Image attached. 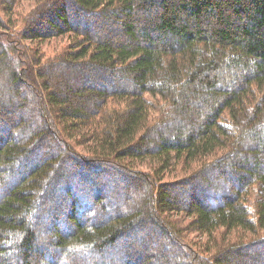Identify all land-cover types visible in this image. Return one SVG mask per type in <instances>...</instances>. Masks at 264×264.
I'll list each match as a JSON object with an SVG mask.
<instances>
[{
  "label": "trees",
  "instance_id": "trees-1",
  "mask_svg": "<svg viewBox=\"0 0 264 264\" xmlns=\"http://www.w3.org/2000/svg\"><path fill=\"white\" fill-rule=\"evenodd\" d=\"M17 3L0 0L1 27ZM21 20L0 31V82L12 88L0 92V264L119 257L120 239L127 252L117 264H264V0H34ZM67 34L44 59L38 46ZM62 66L77 87L55 80ZM120 75L129 87H103ZM18 106L26 115L10 122ZM98 173L133 189L111 199L114 213L101 189L83 188L96 189ZM167 173L179 182H163ZM199 181L209 196L193 193ZM186 186L183 198L169 193ZM72 205L64 235L52 221ZM172 214L190 217L208 246L192 253ZM145 223L169 257L143 259L158 246L151 234L131 237ZM51 228L55 256L45 251Z\"/></svg>",
  "mask_w": 264,
  "mask_h": 264
},
{
  "label": "rangeland",
  "instance_id": "rangeland-1",
  "mask_svg": "<svg viewBox=\"0 0 264 264\" xmlns=\"http://www.w3.org/2000/svg\"><path fill=\"white\" fill-rule=\"evenodd\" d=\"M33 5H34V0H18L17 6L13 9L11 14L5 15V17H4L5 21L4 22L7 24H5V25L3 24L2 27L0 25V31L1 32H9V27H10V26H8L9 24L12 25L11 28L15 27L14 30H16L17 26L20 24V21L22 22V20H23V18L21 20L22 15L26 14L27 8H31ZM93 29H94V27L91 28V31ZM92 32L93 33L90 35L93 36L95 34V32H94V30ZM119 32L120 31L118 29L115 31L111 30L109 34L111 37H117V36H119ZM68 37L72 38L74 36L72 34H67V35H64L62 37L51 39L50 41L43 43V45L38 46V48L41 49V54H42L43 58L46 59L47 57L53 56L54 54H57L58 52H60L61 49H63L64 45L67 44V42H68L67 38ZM53 73L56 75L55 80H67V81H69V83L72 86L77 87V85H78L77 83L80 82L79 78H75V76L73 78L72 75H68L69 70L64 68L63 66L57 70H54ZM97 78H100V76L93 75L91 79L96 80ZM109 80L108 81L104 80L105 81L103 84L104 88L108 87L107 89H109V88H114L117 86L129 87V84H130V82L127 83V80L125 79V77L121 76V75L111 79L110 81ZM7 83H8L7 78H5V79L2 78V81L0 82V92L4 93L6 90H8V92H10V89L12 91L11 85L9 83L8 84ZM89 83H90V86L92 88L97 89V87H98L97 85L94 86V84H92L90 81L88 82V85H89ZM2 101H5V100H2ZM77 102H78V99H77ZM22 112H24V110L21 111L19 106L18 107H11L10 110L8 111V118H9L10 122H13L16 120L20 121V119H22V117L26 115V113H22ZM34 116L35 115H33L32 117H34ZM34 119H35V117H34ZM36 120H37V118H36ZM39 122L40 121H36L35 124H33L32 126L34 128L41 126ZM46 141H47V144L50 146L55 140H54V138L50 137V135H49V136H47ZM61 170H62V174H65V173L67 174L68 173L67 171L69 170V168L63 166L61 168ZM107 173L106 174L98 173V175H99L98 184L99 185L96 189L95 188L90 189L92 186H88L89 184L86 185L83 183L82 186L86 185L83 188H85L88 192H90L93 195L98 193L99 189H101L103 192H100V196L103 194L102 197H103V201L105 200L104 201L105 207L107 208V210H109L110 213H114L117 206L113 205L114 201L111 199H114L117 195H120L121 193L123 194V192L124 193L131 192L130 190H133V189H130L128 187H127L128 188L127 190L123 189L121 184H120L119 175L117 176L114 174H107ZM79 176H80V174H79ZM79 176H76V177L79 178ZM80 179L84 180V178H80ZM176 181L179 182V179H178L176 173H172V174L167 173L165 175V177L163 178V182H175V183H177ZM81 182H84V181H81ZM171 184H174V183H171ZM193 185L194 186L192 188H195V190L192 188H189V189H192L193 193L196 196H199L200 198H202V197L204 198L205 196H209L210 187L204 186L203 182L199 181V182L194 183ZM234 185H235L234 183H227L226 186L223 187V188H225L224 193L227 194V190H229L230 188L232 189L234 187ZM79 188H81V186ZM186 189H187V186H186V188L185 187H179V188H177L174 191L169 192V193L172 196L182 197L183 193H185ZM120 191H121V193H119ZM81 193L84 194V189H82ZM75 199L77 200V195H75ZM73 200H74V197H73ZM69 203H71V200H69ZM104 203H103V207H104ZM208 203H210V202H208ZM130 204H131V202L129 203V201H128L126 204V207L130 206ZM182 205L185 206L186 205L185 202ZM123 207H125V206H123ZM73 208H75V205H74V207L72 205V207H70V208L65 207L63 209L64 213L60 212V214L58 216H56V220L52 221V223L59 225V228L61 229V231L64 235L69 234L73 230V226L69 222V220L74 217L73 216L74 215V209ZM77 212H79L82 215L85 212V215L91 216L89 212L84 211V208H82L80 211L78 209ZM80 214H79V216H80ZM102 217H103L102 215H99L98 218L95 219V221H100L105 216L103 218ZM171 218L173 219V222H174L175 227H176L175 230L177 231L176 232L177 234L175 232H174V234L177 236L178 240L181 239L185 244H187L186 247L188 249H190L192 253L197 251L196 247L199 245H203L204 243H206V247L208 246V238L206 236L202 235L201 233H199L197 231H193V230L189 229V227H187V223L191 220L190 217L187 218L185 214L184 215L172 214ZM50 223H51V221H50ZM145 224H146V227H143V229H138V230L133 231L131 233V237H133L136 234V232L139 234V235L137 234L136 236L150 235L151 234L149 236L150 239L157 240L158 246L156 247L154 245H149L146 249L142 250L143 259L145 260L146 257H148L152 254L158 255L161 253H163L169 257L170 253L168 251H166V249L170 248V246L168 248V242L166 240L159 239L158 233H156L154 231L153 232L148 231V229H147L148 224L147 223H145ZM52 230H53L52 228L47 229V233L45 234V237H44L46 240L44 244H48L47 245L48 249L45 251H48V253H50V254L53 253L52 256H55L56 253L58 254V252H56L57 251L56 247H55V245H53V243L56 241V239H55L54 235H52V233H51ZM180 231H182V232L180 233ZM40 236H42V233H40V235H38V237H40ZM261 236L264 237V232H262ZM130 240H132V239L130 238ZM124 241L125 240L120 239L119 242H117L118 246H121L120 248H118V254H119L118 256L119 257H115L113 255H109L108 257H101L97 254L92 253V252H86V253L81 252L78 254V256L76 258H74L75 260H74L73 264H96V263H98V264H117L118 262L122 261L121 258H124L123 252L125 254L127 252L126 248L123 247ZM132 242H133V240H132ZM134 243H135V245L133 246V248L130 252H132L134 250V252L136 251L135 253H137L136 255H138L139 252H141V250H140L141 246H139L137 244V242H134ZM125 246H126V244H125ZM41 250H39V251H41ZM59 255L61 256V260H60ZM58 256H59L58 260L60 261L59 264H66L65 262H69L67 257L65 258L61 254H58ZM36 257H37V255H36ZM48 262H49V264H53L50 259L48 260ZM250 263H251V261H247L244 258L242 259V264H250ZM251 264H258V261L255 260Z\"/></svg>",
  "mask_w": 264,
  "mask_h": 264
}]
</instances>
